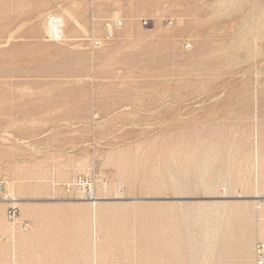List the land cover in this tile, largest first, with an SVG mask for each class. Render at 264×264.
<instances>
[{"label":"rangeland","instance_id":"rangeland-1","mask_svg":"<svg viewBox=\"0 0 264 264\" xmlns=\"http://www.w3.org/2000/svg\"><path fill=\"white\" fill-rule=\"evenodd\" d=\"M1 182L0 264H253L264 0H0Z\"/></svg>","mask_w":264,"mask_h":264},{"label":"built area","instance_id":"built-area-1","mask_svg":"<svg viewBox=\"0 0 264 264\" xmlns=\"http://www.w3.org/2000/svg\"><path fill=\"white\" fill-rule=\"evenodd\" d=\"M117 17V15H116ZM55 21V24L52 26V23ZM51 26L53 31L51 30ZM107 32L108 35L112 36L113 34V25L111 23L107 24ZM50 34L55 40H61L64 37V30H63V21L60 18L54 17L50 24ZM76 185L79 188L83 189L84 193L86 194L87 200H92V198L96 197L94 189L90 183L89 177H81L77 180ZM4 183H0V190H4ZM9 207L6 212L7 220L11 225L14 226H21L24 230H28L30 227V223L28 221H21L20 220V209L18 203L14 200H9ZM253 264H264V219H263V234L262 236L256 241L253 249Z\"/></svg>","mask_w":264,"mask_h":264},{"label":"bare ground","instance_id":"bare-ground-1","mask_svg":"<svg viewBox=\"0 0 264 264\" xmlns=\"http://www.w3.org/2000/svg\"><path fill=\"white\" fill-rule=\"evenodd\" d=\"M55 24V21L52 23V26ZM52 26H51V30L53 31V28H52ZM255 197H262V196H255ZM97 199H100L99 197H94V198H92V201H95V200H97ZM12 200H14V201H16V202H18V199L17 198H12Z\"/></svg>","mask_w":264,"mask_h":264},{"label":"crops","instance_id":"crops-1","mask_svg":"<svg viewBox=\"0 0 264 264\" xmlns=\"http://www.w3.org/2000/svg\"><path fill=\"white\" fill-rule=\"evenodd\" d=\"M94 202V201H93Z\"/></svg>","mask_w":264,"mask_h":264}]
</instances>
